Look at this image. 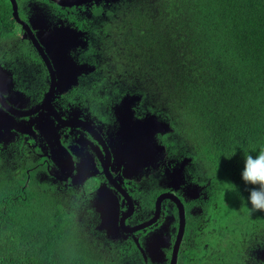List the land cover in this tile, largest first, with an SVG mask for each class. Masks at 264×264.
<instances>
[{
  "label": "flooded vegetation",
  "instance_id": "1",
  "mask_svg": "<svg viewBox=\"0 0 264 264\" xmlns=\"http://www.w3.org/2000/svg\"><path fill=\"white\" fill-rule=\"evenodd\" d=\"M7 1L0 167L46 185L113 264H264L249 187L134 73L133 0H15L18 19Z\"/></svg>",
  "mask_w": 264,
  "mask_h": 264
},
{
  "label": "trees",
  "instance_id": "2",
  "mask_svg": "<svg viewBox=\"0 0 264 264\" xmlns=\"http://www.w3.org/2000/svg\"><path fill=\"white\" fill-rule=\"evenodd\" d=\"M131 9L126 37L143 69L134 73L242 181L244 156L264 148V0H133ZM12 24L0 0V34ZM0 169V264H113L46 185L31 190L27 174Z\"/></svg>",
  "mask_w": 264,
  "mask_h": 264
},
{
  "label": "clouds",
  "instance_id": "3",
  "mask_svg": "<svg viewBox=\"0 0 264 264\" xmlns=\"http://www.w3.org/2000/svg\"><path fill=\"white\" fill-rule=\"evenodd\" d=\"M255 169V175L252 170ZM241 179L250 186L247 203L252 211L264 212V148H260L255 155L248 153L244 156ZM235 188L234 185H232Z\"/></svg>",
  "mask_w": 264,
  "mask_h": 264
},
{
  "label": "water",
  "instance_id": "4",
  "mask_svg": "<svg viewBox=\"0 0 264 264\" xmlns=\"http://www.w3.org/2000/svg\"><path fill=\"white\" fill-rule=\"evenodd\" d=\"M11 1V3H12V5H13V15H14V17L15 18H17L18 19V10H17V5H16V1L15 0H10ZM169 130V128H168V125H165V128H164V130H163V132H166V131H168ZM146 131V130H145ZM147 132V135H148V138H149V141H147V142H144L143 144H141L142 146H149V145H151L153 142L151 141L152 140V138H153V134L152 133H148V132H150V131H146ZM131 137V139H133L134 137H137V136H135V135H132V136H130ZM138 139V138H137ZM146 140H148L147 138H146ZM57 141V140H56ZM57 144L58 145H60L59 143H58V141H57ZM102 213V218H103V229H105V230H107L108 232H109V228H108V224H109V222H110V219H111V215L109 214V213H107L106 211H103V210H100Z\"/></svg>",
  "mask_w": 264,
  "mask_h": 264
},
{
  "label": "snow or ice",
  "instance_id": "5",
  "mask_svg": "<svg viewBox=\"0 0 264 264\" xmlns=\"http://www.w3.org/2000/svg\"><path fill=\"white\" fill-rule=\"evenodd\" d=\"M252 174L255 175V169L252 170Z\"/></svg>",
  "mask_w": 264,
  "mask_h": 264
}]
</instances>
